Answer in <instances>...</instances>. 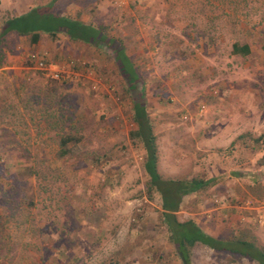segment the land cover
Segmentation results:
<instances>
[{
  "label": "rangeland",
  "instance_id": "obj_1",
  "mask_svg": "<svg viewBox=\"0 0 264 264\" xmlns=\"http://www.w3.org/2000/svg\"><path fill=\"white\" fill-rule=\"evenodd\" d=\"M51 1L0 0V28ZM54 10L103 26L112 41L62 31L36 44L16 32L2 39L0 264H183L160 193L148 190L145 149L130 138L136 100L152 117L164 176L218 177L184 198L178 218L264 248V149L233 147L264 132V0H56ZM235 41L252 52L234 54ZM33 53L79 75L47 76ZM67 134L79 140L62 158ZM191 253L192 264H259L201 244Z\"/></svg>",
  "mask_w": 264,
  "mask_h": 264
},
{
  "label": "trees",
  "instance_id": "obj_2",
  "mask_svg": "<svg viewBox=\"0 0 264 264\" xmlns=\"http://www.w3.org/2000/svg\"><path fill=\"white\" fill-rule=\"evenodd\" d=\"M56 0L45 5L31 7L28 11L10 15L5 19L4 25L0 28V68L4 64V55L1 49L2 39L11 32L19 35L29 36L31 42L36 44L40 41L41 33H48L56 36L58 32H65L72 40H82L89 43H97L109 39L106 36L103 26H96L86 23L80 19L63 15L54 10ZM112 41L111 39H109ZM108 41V43L110 42ZM234 54L247 56L252 52L249 42L240 43L235 41L232 46ZM119 59L124 63L129 76H137L133 63L125 54L124 47L117 53ZM134 127L130 131V138L141 142L145 149L144 169L149 176V192L157 191L162 198L163 219L170 232V239L176 245L177 253L183 264H192L193 247L198 244L205 245L217 252H226L230 255H239L264 264V248L256 238H245L234 235L232 237L213 236L208 233L195 219L180 220L177 212L181 209L184 198L187 195L201 194L212 186L217 180V175L210 177L205 175L192 177H166L159 170V148L157 135L154 130L152 117L147 105L141 100H136L132 109ZM78 139V138H77ZM70 134L64 135L60 140L61 149L59 157L69 155L68 144L76 140ZM79 140V139H78ZM238 143L239 148H252L255 150L264 149V132L259 136L246 132L234 139L233 147ZM242 152V151H241ZM228 156L233 151L228 152ZM244 172L239 171V175Z\"/></svg>",
  "mask_w": 264,
  "mask_h": 264
},
{
  "label": "built area",
  "instance_id": "obj_3",
  "mask_svg": "<svg viewBox=\"0 0 264 264\" xmlns=\"http://www.w3.org/2000/svg\"><path fill=\"white\" fill-rule=\"evenodd\" d=\"M31 58L38 69L42 70L45 75L51 76L52 78L69 80L72 77L79 75V72L75 68H67L65 66L59 67L57 64L47 60L46 57L41 56L38 53H33Z\"/></svg>",
  "mask_w": 264,
  "mask_h": 264
},
{
  "label": "crops",
  "instance_id": "obj_4",
  "mask_svg": "<svg viewBox=\"0 0 264 264\" xmlns=\"http://www.w3.org/2000/svg\"><path fill=\"white\" fill-rule=\"evenodd\" d=\"M67 16V15H66ZM71 17V16H70ZM73 18H76V17H73ZM77 19H79V18H77ZM83 21V20H82ZM68 36V35H67ZM69 37V36H68ZM69 39H71L70 37H69ZM72 40V39H71ZM73 41H82V40H73ZM236 154H238V156H239V152H241V151H234ZM210 155V154H209ZM216 155H218V152L217 151H213V153L211 154V157H212V159H211V161L210 162H212V164H215L217 167H223V165H222V162H223V160L221 159V161H220V159H218L217 157H215ZM230 157V156H229ZM210 159V158H209ZM208 158H207V164H208ZM222 165V166H221ZM219 167V168H220ZM236 168H238V167H236ZM225 170H227V169H222V171L221 172H224Z\"/></svg>",
  "mask_w": 264,
  "mask_h": 264
}]
</instances>
